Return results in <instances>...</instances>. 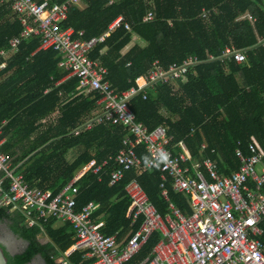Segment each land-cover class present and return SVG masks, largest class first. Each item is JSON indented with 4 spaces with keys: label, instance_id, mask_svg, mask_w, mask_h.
<instances>
[{
    "label": "trees",
    "instance_id": "16d2710c",
    "mask_svg": "<svg viewBox=\"0 0 264 264\" xmlns=\"http://www.w3.org/2000/svg\"><path fill=\"white\" fill-rule=\"evenodd\" d=\"M150 11L155 13V19L143 22ZM207 12L209 15L204 17ZM119 17L123 18L120 26L91 53L94 59L103 58L109 71L108 80L118 92L137 86L136 78L147 75L156 61L169 67L187 56L207 59L210 53L218 57L227 48L248 52L244 63L226 58L198 64L194 71L178 80V91L174 92L170 84H160L157 91L148 92L146 99L142 92L132 99L137 121L149 130L168 127L174 143L184 140L194 157L205 141L207 156L218 159L210 154L212 150L220 154L221 172L228 175L238 170L236 149L240 147L248 154L250 142L264 141V0H154V4L150 0H87L85 8H72L62 26L72 27L78 33L84 31L83 39H91L102 36ZM126 24L131 31L126 29ZM23 31L24 26L14 15L11 4L0 0V50L7 49L10 41L20 37ZM132 32L148 45L135 46L122 56ZM75 37L79 38V34ZM40 45L39 36L24 40L20 52L0 72V79L7 75L0 81V137H5L0 150L25 182L56 195L93 159L102 163L115 156L125 146L124 139L129 133L123 126L101 125L79 135L70 134V129L97 109L101 96L95 91L88 96L78 94V78L56 86L66 76L58 67L60 57L54 50L38 51ZM105 48L106 53L102 54ZM47 89H50L48 93ZM62 102L65 105L56 124L39 122ZM163 109L169 111V117L163 114ZM4 119L7 121L3 124ZM77 146H83L84 151L71 163L66 154ZM136 151L145 163L148 159L145 147L138 145ZM114 167L112 161L102 172L89 170L79 180L77 210L81 211L90 202L100 204L94 219L102 233H119L122 239L141 227L142 216L137 219L133 214L129 216L132 201L125 185L133 178L162 215L172 213L170 202L163 197L160 170L139 173L132 169L112 185L110 171ZM4 176L0 172V178ZM3 179L8 190L11 179ZM168 188L171 202L190 216L187 198L176 192L171 183ZM24 210V206L14 211L0 206V222L27 243L21 253L14 255L0 243L7 264H30L39 257L45 264H58L53 257L65 254L77 241L73 226L65 223L55 227L54 219H37L36 225L28 226ZM261 225L264 230V221ZM43 235L49 238V243L41 242ZM162 237L160 231L152 234L129 264L144 260ZM261 239L264 242V232ZM84 253L85 249L77 248L65 256L69 264H85Z\"/></svg>",
    "mask_w": 264,
    "mask_h": 264
},
{
    "label": "built area",
    "instance_id": "2783aa9c",
    "mask_svg": "<svg viewBox=\"0 0 264 264\" xmlns=\"http://www.w3.org/2000/svg\"><path fill=\"white\" fill-rule=\"evenodd\" d=\"M5 1L11 4L14 15L24 26L22 35L9 43L12 52H19L24 40L39 36V50L57 52L61 57L60 67L79 79L81 89L100 94L99 112L86 118L80 126L72 129V133L79 135L101 125L123 126L129 133L124 139L125 146L115 156L94 163L89 170L100 173L113 161L115 167L110 171L112 185L132 169L139 173L160 170L163 197L170 202L172 213L162 215L138 180L133 178L125 185L126 194L132 201L129 216L133 214L134 219L142 216L144 221L126 239H120L119 233L105 235L94 219L100 204L90 202L81 211L77 210L80 176L53 195L51 191L25 182L1 150L0 172H4L3 178H10L11 182L6 190L4 179L0 178V206L10 207V210L24 206L28 226L36 225L37 219H54L56 224L73 226L77 236L75 246L86 248L85 256L90 258L87 264H129L156 231H160L163 237L150 256L138 264H264V242L261 239L264 232L261 225L264 221V141L262 149L249 143L248 154L238 147L235 154L240 167L227 175L221 172L217 160L206 155V143L200 145L198 156L194 157L183 142L174 145V138L169 136L165 126L149 130L137 121L132 110V99L141 90L143 97L147 98L146 87L170 84L207 61L233 58L237 63H244L248 60V52L227 48L218 57L210 53L207 59L187 56L169 67L156 61L143 78V85L118 92L108 81L107 67L100 59L92 58L91 53L120 26L122 18L117 19L102 36L83 39L84 31L78 33L74 28L62 25L68 21L72 8L79 7L86 0ZM150 3L154 4V0ZM208 15L207 12L203 16ZM154 19L155 13L150 11L143 22ZM125 27L131 30L128 24ZM77 34L79 38L75 37ZM4 66L1 65L0 69ZM138 145H143L148 154L145 163L136 151ZM178 147H182V151ZM168 183L187 198L192 211L190 216L171 202ZM55 261L69 264V260L61 256Z\"/></svg>",
    "mask_w": 264,
    "mask_h": 264
},
{
    "label": "crops",
    "instance_id": "0c3cea01",
    "mask_svg": "<svg viewBox=\"0 0 264 264\" xmlns=\"http://www.w3.org/2000/svg\"><path fill=\"white\" fill-rule=\"evenodd\" d=\"M87 6V0L85 1V2H83L79 7L80 8H85ZM119 18H122V17H119ZM118 18V19H119ZM123 19V18H122ZM19 20V19H18ZM116 21V20H115ZM114 21V22H115ZM113 22V23H114ZM112 23V24H113ZM111 24V25H112ZM110 25V26H111ZM110 26H109V28H110ZM109 30V29H108ZM107 30V31H108ZM116 30V29H115ZM115 30H113L112 32H114ZM106 31V32H107ZM131 31V30H130ZM111 32V33H112ZM147 45H148V43L142 38V37H140L137 33H134V32H132V34H131V40H130V42H129V44L121 51V55L122 56H125L126 54H128L135 46H139V47H142V48H145V47H147ZM39 49H40V47H39ZM38 49V51H41V50H39ZM106 48L102 51V54H104V53H106ZM2 51H4L5 52V54L4 55H2L1 54V52ZM20 52V51H19ZM94 53V52H93ZM93 53H92V55H93ZM18 54V52H16V53H14V52H12L11 50H10V48L8 47L7 49H2V50H0V60H1V62H0V66L1 65H3V64H5V66H4V68H2V69H0V72L1 71H3L6 67H7V65H8V63H10L12 60H13V58L16 56ZM60 57V56H59ZM102 62H103V58L101 57V58H99ZM60 61H61V57H60ZM60 61H59V63H58V67H59V70L62 72V73H65L66 74V76L64 77V78H62L60 81H58L57 83H56V86H58V85H61L62 83H65V82H67L68 80H70V79H72V78H77L76 76H74L69 70H67V69H65V68H62V67H60ZM108 70V69H107ZM108 73H109V71H108ZM7 78V75L6 76H4V77H2L1 79H0V81H3L4 79H6ZM143 79V78H145V75H142V76H139V77H137L136 78V84H137V86H138V84H144V79H143V82L142 83H140L139 82V79ZM109 81V80H108ZM110 82V81H109ZM170 85L172 86V90L175 92V91H178L179 90V88H180V85H179V82H178V80L177 81H173L172 83H170ZM79 86H80V83H79ZM133 87V86H132ZM144 90H146L147 91V94H148V92L150 91V90H155V91H157V86H156V88H151V87H146ZM50 91V89H47L46 90V93H48ZM92 92H94V91H92ZM141 92H142V94H143V91L141 90ZM91 92H86L84 89H81V87H79V89H78V94H84V95H89ZM148 96V95H147ZM144 98V97H143ZM146 99V98H145ZM65 105V102H62L60 105H59V107L54 111V112H52L50 115H48V117L47 118H45V119H43V120H41V121H39V122H42L43 124H45V125H49V123H52V124H56V122H57V120H58V118L60 117V115H61V108H62V106H64ZM99 110H100V106H99V104H98V107H97V109L95 110V111H92L90 114H88V115H86L85 117H83V119L81 120V123L78 125V126H80L84 121H85V119L86 118H88L90 115H92L93 113H97V112H99ZM163 114L165 115V116H167V117H169L170 116V113H169V111L167 110V109H163ZM6 119H4L3 120V124L4 123H6ZM77 126V127H78ZM76 127V128H77ZM167 128V130H169L168 129V127H166ZM75 129V128H74ZM70 134H73L72 133V129H70V132H69ZM1 134H2V127L0 126V136H1ZM74 135H76V134H74ZM33 136H35V134H33L32 135V137ZM1 138V140H2V144H3V142L5 141V137H0ZM180 142H183L184 144V146H185V148L190 152V153H192V151L188 148V146H187V144H186V142L184 141V140H181V141H179L178 143H174V145H178ZM263 142V141H262ZM203 143H206L205 141L203 142ZM250 143H254V144H256L257 146H258V148L259 149H262L263 148V143H261V144H259V143H257V142H250ZM1 144V145H2ZM207 144V143H206ZM1 147V146H0ZM77 147H80V149H79V151L77 150L75 153H74V155L72 156V157H70V155L68 156V154H69V152L72 150V149H74V148H77ZM77 147H74V148H71V149H69V151L67 152V154H66V157H67V160L69 161V162H73V161H75L76 159H77V157L84 151V147L83 146H77ZM200 147V146H199ZM178 150L179 151H182V147H178ZM198 150H199V148H198ZM213 151V150H212ZM212 151H210V154H215V155H217L218 156V159H221V157H220V154H218L217 153V151H215L214 150V152H212ZM192 155H193V153H192ZM207 155V154H206ZM194 156V155H193ZM209 157H211V158H213V159H215V160H217V162H218V159L217 158H215V157H213V156H209ZM97 162V160L96 159H93L90 163H88L87 165H85L78 173H77V175L75 176V177H77V176H80L81 178L88 172V170H89V168L94 164V163H96ZM74 177V178H75ZM183 195V194H182ZM184 196V195H183ZM188 201V200H187ZM100 207H101V205H100ZM100 209V208H99ZM10 211H14V210H10ZM57 226H55V227H61L62 225L61 224H56ZM131 234L130 233H128V234H126L124 237H122L123 239H126L128 236H130ZM40 240H41V242L42 243H49L50 242V240H49V238L48 237H46V236H41L40 237ZM75 249H77L76 248V246H75V244L73 245V246H71L66 252H65V254L67 255V254H70L73 250H75ZM81 249H86V248H81ZM85 253H86V251H85ZM85 253H84V260L86 261V263H88L89 261H90V258H88V257H86L85 256ZM65 254H59V255H56V256H54L53 258H54V261H55V259L57 258V257H64V258H66V259H68L66 256H65ZM148 256H150V255H148ZM147 256V257H148ZM146 257V258H147ZM38 259H40V258H38ZM41 260V259H40ZM56 262V261H55ZM57 263V262H56ZM85 263V264H86Z\"/></svg>",
    "mask_w": 264,
    "mask_h": 264
},
{
    "label": "rangeland",
    "instance_id": "374dc122",
    "mask_svg": "<svg viewBox=\"0 0 264 264\" xmlns=\"http://www.w3.org/2000/svg\"><path fill=\"white\" fill-rule=\"evenodd\" d=\"M143 81V80H142ZM80 147L72 149L68 156L72 157L74 153L78 150L79 151ZM260 166H258L257 171L260 173ZM0 241L8 247L9 251L15 252V251H22L24 248V244L15 241L12 239V237L9 235L6 226L0 222ZM32 264H44L42 260L40 259H35Z\"/></svg>",
    "mask_w": 264,
    "mask_h": 264
},
{
    "label": "water",
    "instance_id": "95a60500",
    "mask_svg": "<svg viewBox=\"0 0 264 264\" xmlns=\"http://www.w3.org/2000/svg\"><path fill=\"white\" fill-rule=\"evenodd\" d=\"M7 231H8V233H9V235L12 237V239L13 240H15V241H19V242H21V243H23L25 246H24V248L27 246V243L26 242H24L23 240H21V239H18L10 230H8L7 229ZM0 243L3 245V246H5L6 247V250L10 253V255H14V254H18V253H21L23 250H24V248H23V250L22 251H15V252H12V251H9L8 250V247L6 246V245H4L1 241H0ZM40 258V257H39ZM41 259V258H40ZM42 260V259H41ZM34 261V260H33ZM33 261L30 263V264H32L33 263ZM42 262L45 264V262L42 260ZM0 264H7V257L6 256H4L3 255V252H2V250L0 249Z\"/></svg>",
    "mask_w": 264,
    "mask_h": 264
},
{
    "label": "bare ground",
    "instance_id": "6f19581e",
    "mask_svg": "<svg viewBox=\"0 0 264 264\" xmlns=\"http://www.w3.org/2000/svg\"><path fill=\"white\" fill-rule=\"evenodd\" d=\"M142 80H143V79H140L139 82L142 83V82H143Z\"/></svg>",
    "mask_w": 264,
    "mask_h": 264
}]
</instances>
